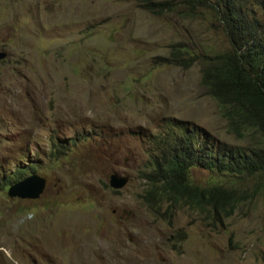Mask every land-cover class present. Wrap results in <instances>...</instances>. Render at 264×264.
I'll list each match as a JSON object with an SVG mask.
<instances>
[{
    "label": "rangeland",
    "instance_id": "obj_1",
    "mask_svg": "<svg viewBox=\"0 0 264 264\" xmlns=\"http://www.w3.org/2000/svg\"><path fill=\"white\" fill-rule=\"evenodd\" d=\"M171 1L151 13L144 0H0V178L46 180L36 200L0 191V264H264V183L222 223L143 202L141 172L167 122L229 145L257 139L229 130L200 83L203 61H165L172 47L209 57L227 46L206 4ZM112 174L126 184L112 188ZM190 181L256 188L198 167Z\"/></svg>",
    "mask_w": 264,
    "mask_h": 264
},
{
    "label": "trees",
    "instance_id": "obj_2",
    "mask_svg": "<svg viewBox=\"0 0 264 264\" xmlns=\"http://www.w3.org/2000/svg\"><path fill=\"white\" fill-rule=\"evenodd\" d=\"M254 1L187 0L191 6L203 3L209 7L227 46L222 51L213 50L209 57L192 56L184 48L172 47L165 61L184 68L203 61L200 83L219 105L229 130L238 138L250 133L257 139L249 146L229 145L216 142L203 128L186 121L167 122L152 137L150 155L141 172L146 184L143 202L156 213L160 211L162 217L179 204L205 213L212 224L222 223L263 186L264 43L259 34L264 23L255 16L254 5L258 2ZM173 4L144 0L141 5L151 13H161L173 11ZM61 147L56 145L55 151L60 153ZM195 167L256 179V188L250 193L233 186L193 184L190 170ZM22 174L16 170L2 175L0 191L17 182Z\"/></svg>",
    "mask_w": 264,
    "mask_h": 264
},
{
    "label": "water",
    "instance_id": "obj_3",
    "mask_svg": "<svg viewBox=\"0 0 264 264\" xmlns=\"http://www.w3.org/2000/svg\"><path fill=\"white\" fill-rule=\"evenodd\" d=\"M6 56V52L0 51V59ZM128 178L119 177L115 174L110 175L109 185L112 188L119 189L122 188ZM46 187V180L36 174H31L22 178L21 180L11 184L6 193L10 198H18L22 200H36L38 199Z\"/></svg>",
    "mask_w": 264,
    "mask_h": 264
},
{
    "label": "clouds",
    "instance_id": "obj_4",
    "mask_svg": "<svg viewBox=\"0 0 264 264\" xmlns=\"http://www.w3.org/2000/svg\"><path fill=\"white\" fill-rule=\"evenodd\" d=\"M256 5H258V4H256ZM260 31H261V33L259 34V38H261V42H263L264 43V25L262 26V28H260ZM19 181V180H18ZM14 184V183H13ZM10 186V185H9ZM8 189V188H7ZM7 191V190H6ZM20 200H22V199H20Z\"/></svg>",
    "mask_w": 264,
    "mask_h": 264
}]
</instances>
